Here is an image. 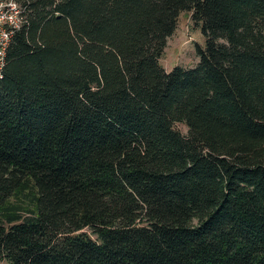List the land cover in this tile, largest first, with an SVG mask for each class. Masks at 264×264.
Masks as SVG:
<instances>
[{
    "label": "trees",
    "instance_id": "16d2710c",
    "mask_svg": "<svg viewBox=\"0 0 264 264\" xmlns=\"http://www.w3.org/2000/svg\"><path fill=\"white\" fill-rule=\"evenodd\" d=\"M15 1L0 261L264 264V0ZM185 11L205 46L167 71Z\"/></svg>",
    "mask_w": 264,
    "mask_h": 264
},
{
    "label": "rangeland",
    "instance_id": "374dc122",
    "mask_svg": "<svg viewBox=\"0 0 264 264\" xmlns=\"http://www.w3.org/2000/svg\"><path fill=\"white\" fill-rule=\"evenodd\" d=\"M191 13V11H185L179 15L177 28L167 38L166 46L160 58L161 65L167 71L172 70L176 66L192 68L199 61L196 46L204 47L206 38L201 31L200 25L194 23ZM175 126L183 134H187L186 125L176 123ZM0 264H8V262L4 260L0 261Z\"/></svg>",
    "mask_w": 264,
    "mask_h": 264
},
{
    "label": "built area",
    "instance_id": "2783aa9c",
    "mask_svg": "<svg viewBox=\"0 0 264 264\" xmlns=\"http://www.w3.org/2000/svg\"><path fill=\"white\" fill-rule=\"evenodd\" d=\"M24 22L22 9L15 0L0 2V72L5 66L7 50L13 34Z\"/></svg>",
    "mask_w": 264,
    "mask_h": 264
},
{
    "label": "clouds",
    "instance_id": "9594fccd",
    "mask_svg": "<svg viewBox=\"0 0 264 264\" xmlns=\"http://www.w3.org/2000/svg\"><path fill=\"white\" fill-rule=\"evenodd\" d=\"M13 7H15V5H13Z\"/></svg>",
    "mask_w": 264,
    "mask_h": 264
}]
</instances>
